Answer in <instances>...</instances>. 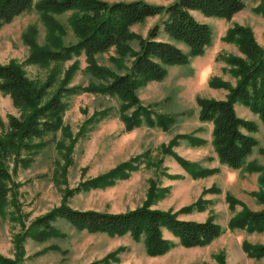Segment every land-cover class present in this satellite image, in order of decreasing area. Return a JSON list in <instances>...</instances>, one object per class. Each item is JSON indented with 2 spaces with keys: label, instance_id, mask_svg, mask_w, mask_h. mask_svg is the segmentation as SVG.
Listing matches in <instances>:
<instances>
[{
  "label": "rangeland",
  "instance_id": "374dc122",
  "mask_svg": "<svg viewBox=\"0 0 264 264\" xmlns=\"http://www.w3.org/2000/svg\"><path fill=\"white\" fill-rule=\"evenodd\" d=\"M145 1L166 5L174 0ZM242 1L245 8L231 19L192 11L196 19L212 27L211 45L204 55L170 66L162 80L137 90L144 105L173 117L169 129L143 124L126 130L122 100L103 91L113 76L132 68L140 50L137 37L127 42L129 51L124 54L112 46L94 56L82 51L57 59L53 56L57 50L79 40L72 24L76 12H44L38 7L41 0H33L29 9L0 28V64L15 63L44 88L40 106L59 90L63 104L56 130L22 141V135L14 132L13 119L25 120L31 109L18 104L0 80V142L6 148L1 156L8 173L7 193L0 201L2 258L12 264H264V257L244 249L245 245L264 246V230L231 225L246 211H264L260 197L264 193V120L246 104L235 103L238 116L255 126L254 132H245L258 144L241 167L232 168L219 159L213 123L200 119L199 100H226L238 82L228 59L244 58V54L226 40L227 31L247 27L264 48V0ZM160 21L159 16L150 17L131 31L147 38ZM160 38L170 40L165 33ZM176 45L188 51L184 43ZM174 155L212 172L193 177ZM131 158L141 163L132 170L125 167L124 172L111 173ZM61 206L108 213L149 207L181 219L211 220L223 232L206 246L187 248L164 230L174 246L152 255L143 237L90 232L60 218L52 235H44L37 221Z\"/></svg>",
  "mask_w": 264,
  "mask_h": 264
},
{
  "label": "trees",
  "instance_id": "16d2710c",
  "mask_svg": "<svg viewBox=\"0 0 264 264\" xmlns=\"http://www.w3.org/2000/svg\"><path fill=\"white\" fill-rule=\"evenodd\" d=\"M32 4L33 0H0V28L12 22ZM38 7L44 12H76L72 24L79 40L57 50L53 55L57 59L69 58L82 51L94 56L112 46L120 47L124 54L129 51L127 42L136 37L139 39L140 50L132 68L122 75L113 76L112 81L103 86L104 92L122 100L121 116L126 130H132L143 124L169 129L174 123L171 115L155 113L150 105H144L137 90L150 81L162 80L170 66L189 63L192 57L204 55L206 48L211 45L214 38L212 27L196 19L192 11L208 17L231 19L245 8V3L242 0H174L164 5L145 0L113 3L105 0H41ZM155 16H159L161 21L149 30L147 38L134 35L131 31L133 25ZM162 33L168 35L170 40L161 39ZM225 38L236 44L244 54V58L231 56L228 59L238 82L226 100H199L200 119L213 123V144L220 161L229 167L239 168L258 142L245 132H254L256 128L252 122L238 116L235 103L246 104L264 120V48L258 45L251 29L247 27L235 26L227 31ZM176 42L184 43L188 51L185 52ZM0 80L2 88L10 92L18 104L31 109L30 116L25 120L20 122L13 119L14 132L22 135V141L42 137L60 126L63 105L61 90L40 106L44 88L35 85L15 63L0 64ZM5 151V146L0 142V201L7 193L5 179L8 173L1 156V152ZM174 157L193 177H205L212 172L178 155ZM140 163L136 158H131L111 173L124 172L125 167L134 169ZM262 196L264 198V193L260 194ZM58 218L90 232L113 235L129 233L136 239L143 237L152 255L162 254L174 246V242L164 236V230L177 238L178 244L187 248L206 246L223 232L222 227L211 220L181 219L175 213L149 207L108 213L61 206L37 221V226L41 227L44 235L50 236ZM231 225L248 231L264 230V211H246L236 216ZM244 249L257 258L264 257V246L245 245ZM0 264L12 262L0 256Z\"/></svg>",
  "mask_w": 264,
  "mask_h": 264
}]
</instances>
